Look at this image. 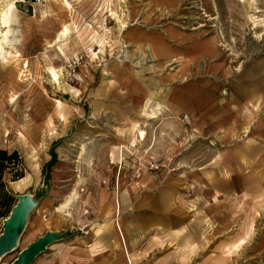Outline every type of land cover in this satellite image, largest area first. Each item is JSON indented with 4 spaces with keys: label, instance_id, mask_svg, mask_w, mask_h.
Segmentation results:
<instances>
[{
    "label": "rangeland",
    "instance_id": "1",
    "mask_svg": "<svg viewBox=\"0 0 264 264\" xmlns=\"http://www.w3.org/2000/svg\"><path fill=\"white\" fill-rule=\"evenodd\" d=\"M66 2L0 0V147L27 176L9 188L29 194L0 262L46 231L87 233L108 187L125 192L131 264H264V0ZM133 124L144 139L119 146ZM97 221L119 237L114 215ZM54 263L86 264H31Z\"/></svg>",
    "mask_w": 264,
    "mask_h": 264
},
{
    "label": "crops",
    "instance_id": "2",
    "mask_svg": "<svg viewBox=\"0 0 264 264\" xmlns=\"http://www.w3.org/2000/svg\"><path fill=\"white\" fill-rule=\"evenodd\" d=\"M132 129H133V126L130 127L129 131L134 132V129L133 130ZM24 178H27V176L24 175L20 179H17L15 181H8V183L17 184ZM126 190H129V189L125 188V191ZM112 192L113 190H110L108 187L101 188L100 190L101 196L98 195V197H96L97 199L94 202H92L93 200H91V212L93 216H91L92 218L90 219V215H89V218H86L87 221L84 223V227L87 230V233L82 234V235H77V234L70 235V234L63 233V232H60V233L55 232L56 239L52 241L46 247V249L43 252L39 253L36 257H39V255L42 253H48L50 257H60V256L76 257V258L83 260V262H85L86 264H113L115 262L116 257H111L112 254H110L109 256L108 251L112 250L115 253H117L118 250L121 248L120 247L121 242L118 237V234L116 235V232L113 229L114 227L112 226L104 227L103 223H100L99 221L95 222L96 219L104 220V219L113 217V215H107V216L104 215V206L106 202L109 200V196ZM124 196H125V192H122L119 196V202H120V198H123ZM48 198L49 200L51 199L50 197ZM104 230H106L108 233L107 234L104 233L106 232ZM129 230L130 229H128V227L127 228L124 227V231L126 235ZM89 231H90L89 235H86L88 234ZM93 243H96L98 245V249L91 251L93 247L94 248L97 247L96 245L91 246ZM126 244H127L128 250L131 251L133 249V245L131 241L127 239ZM121 259L124 260L123 258ZM54 264H58V263H54Z\"/></svg>",
    "mask_w": 264,
    "mask_h": 264
},
{
    "label": "water",
    "instance_id": "3",
    "mask_svg": "<svg viewBox=\"0 0 264 264\" xmlns=\"http://www.w3.org/2000/svg\"><path fill=\"white\" fill-rule=\"evenodd\" d=\"M16 194V202L7 217L2 219L0 231V257L16 248L17 240L23 231L28 213L27 198L19 201ZM56 239V233L46 231L26 247L22 248L11 262L0 264H31L35 257L43 252L46 247Z\"/></svg>",
    "mask_w": 264,
    "mask_h": 264
},
{
    "label": "bare ground",
    "instance_id": "4",
    "mask_svg": "<svg viewBox=\"0 0 264 264\" xmlns=\"http://www.w3.org/2000/svg\"><path fill=\"white\" fill-rule=\"evenodd\" d=\"M172 1L173 0H167V2H172ZM63 2H64L65 5L67 4L66 0H63ZM5 3L8 4V2H5ZM8 21H9V17H8L7 12L5 10H3V9H0V27H2V26L6 27L8 25ZM67 31H68L67 27H64L60 31V34L57 37L61 38L63 36H66L67 35ZM6 39H7V33L6 32L3 33V32L0 31V61L2 60V57L5 56L4 53L6 51L3 49L4 48L3 47V43L7 42ZM58 48L61 50L60 46H58ZM25 66H27V65H25ZM21 67L22 66H19L18 69H17L18 70L19 79L20 78H24L26 76V74H24L25 70L23 68H21ZM50 73L52 74V76L54 77L55 80L58 79V75L59 74H58V72L55 69L50 68ZM132 126H133V129H134V132H132V131H128V132L119 131L118 132L119 133V139H120L119 143H118V144H120L119 146L123 147V146H126L128 143L134 145L136 143V141L138 140V138H139V140H143L144 139L145 131L142 128L135 127V124H133ZM76 183H77V181H76ZM76 183L68 191L64 202H62V204H60L58 207H56V209H58V211H59V209H61V208L66 206L67 202L69 201L68 199H72V198H74L77 195V190H76V185L77 184ZM28 196H29V194H25V195L19 194L18 195V197H19L18 199H19V201H24V200H26V198ZM104 207H105L104 208L105 209V213H111L112 215H114V226H115L116 231H118L119 237H120V240H121V248H120V251H119V256L121 258H123L124 261H126V264H131L130 257H129V250L127 248L125 237H124V234H123V232L121 230V225H120L119 218H118L119 211H120V202H119L118 193L116 191H113L112 194H110L109 200L106 202Z\"/></svg>",
    "mask_w": 264,
    "mask_h": 264
},
{
    "label": "trees",
    "instance_id": "5",
    "mask_svg": "<svg viewBox=\"0 0 264 264\" xmlns=\"http://www.w3.org/2000/svg\"><path fill=\"white\" fill-rule=\"evenodd\" d=\"M53 161L54 153L51 151V159L47 165L52 164ZM23 176L24 167L18 151L0 147V222L8 216L16 202V194L9 188L8 181H15Z\"/></svg>",
    "mask_w": 264,
    "mask_h": 264
},
{
    "label": "built area",
    "instance_id": "6",
    "mask_svg": "<svg viewBox=\"0 0 264 264\" xmlns=\"http://www.w3.org/2000/svg\"><path fill=\"white\" fill-rule=\"evenodd\" d=\"M80 190H83L82 188Z\"/></svg>",
    "mask_w": 264,
    "mask_h": 264
}]
</instances>
